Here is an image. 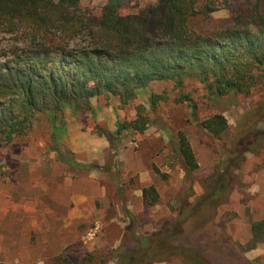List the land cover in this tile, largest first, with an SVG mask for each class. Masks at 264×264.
<instances>
[{
  "label": "rangeland",
  "instance_id": "374dc122",
  "mask_svg": "<svg viewBox=\"0 0 264 264\" xmlns=\"http://www.w3.org/2000/svg\"><path fill=\"white\" fill-rule=\"evenodd\" d=\"M107 1L81 0L82 13L95 20ZM156 2L126 3L121 13L134 14ZM215 3L220 10L212 18L229 19L226 0ZM11 38L0 39L1 64L16 45ZM90 44V37L80 34L67 51ZM52 57L60 64V54ZM155 96L162 98L153 105ZM138 106L145 109L140 114L146 129H127L113 146L105 135H116L118 121L134 123ZM91 107L68 106L52 121L40 113L25 135L0 146V212L16 203L40 208L0 216V236H9L0 242V264H264V243L251 246L253 223L264 221V80L249 95L219 98L196 80L182 86L157 82L138 89L128 104L102 95L91 99ZM215 115L228 122L220 140L199 126ZM242 127L250 129L249 138L240 139ZM180 134L198 164L191 175L178 153ZM66 180L73 193L81 189L88 199L81 205L71 201L83 218L80 224L72 220L63 233ZM150 187L158 195L154 204L143 196ZM33 221L40 226L39 248L28 246ZM21 227L19 249L13 244Z\"/></svg>",
  "mask_w": 264,
  "mask_h": 264
},
{
  "label": "trees",
  "instance_id": "16d2710c",
  "mask_svg": "<svg viewBox=\"0 0 264 264\" xmlns=\"http://www.w3.org/2000/svg\"><path fill=\"white\" fill-rule=\"evenodd\" d=\"M133 1L108 0L93 20L82 13L81 0H0V39L9 36L16 42L0 63V146L25 135L38 114L46 112L52 121L68 106L88 111L91 99L102 95L128 104L149 84L182 86L196 80L219 98L249 95L263 82L264 0H226L227 20L212 18L220 10L215 0H157L123 15L125 4ZM80 34L90 37L91 44L72 54L67 46ZM55 54H60V64ZM50 64L57 67L49 70ZM160 98L155 96L152 104ZM144 110L137 107L134 123L118 121L113 138L105 135L113 146L127 129H146ZM199 126L217 140L228 131L221 115ZM248 130L241 128L240 139L249 138ZM178 153L187 175L198 169L184 134L179 135ZM143 196L146 203L158 201L153 187L145 188ZM252 236V248L264 243V221L253 223Z\"/></svg>",
  "mask_w": 264,
  "mask_h": 264
},
{
  "label": "crops",
  "instance_id": "0c3cea01",
  "mask_svg": "<svg viewBox=\"0 0 264 264\" xmlns=\"http://www.w3.org/2000/svg\"><path fill=\"white\" fill-rule=\"evenodd\" d=\"M72 151L73 152H78V151H81V148L80 149H76L75 147H71ZM86 150V147H83L82 148V151H85ZM88 152H89V149H88ZM63 190H64V201L63 202V206L64 208H67V213L65 216H67V220L64 224V227H63V233H64V229L65 231H67L70 227H71V222L72 220H75V222L78 221V224H80V222L82 221V218H83V215L82 213L80 212V209H76V208H71L70 207V203L71 201H74L75 203L81 205V203H84V201H86L88 199V194L86 191H82L81 189L79 190V192H75L73 193V190H72V181L70 180H66L65 182V185L63 187ZM67 201V202H66ZM39 207L38 205L36 206H30L28 204L24 205L23 203L21 204H18L16 203L15 205L9 207V208H5L2 212H0V216L2 217L3 215H9L10 213H15V214H18L19 212H28V213H39ZM50 211H47V213H49ZM7 215V216H8ZM20 231L23 233L25 230H23V228L21 227L20 229L17 228L15 233L17 234L16 238H18V233H20ZM37 231H40V226L39 224H37V222H32L31 224V230H30V233L31 235L29 236V241H28V246L31 247V248H39L40 246V243H39V238L38 236L36 235V232ZM9 236L5 235V234H2V236H0V239L1 241L0 242H3L4 240L8 239ZM68 239H70V237H65V241L68 242ZM17 240H14V246L15 248H19L22 246L21 243H18ZM70 242V241H69ZM4 246V244H0V247Z\"/></svg>",
  "mask_w": 264,
  "mask_h": 264
}]
</instances>
